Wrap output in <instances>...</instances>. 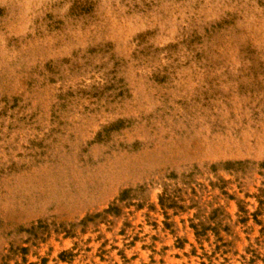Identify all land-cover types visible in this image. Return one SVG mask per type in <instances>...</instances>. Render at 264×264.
I'll return each instance as SVG.
<instances>
[{
	"label": "rangeland",
	"instance_id": "1",
	"mask_svg": "<svg viewBox=\"0 0 264 264\" xmlns=\"http://www.w3.org/2000/svg\"><path fill=\"white\" fill-rule=\"evenodd\" d=\"M0 264H264V0H0Z\"/></svg>",
	"mask_w": 264,
	"mask_h": 264
}]
</instances>
